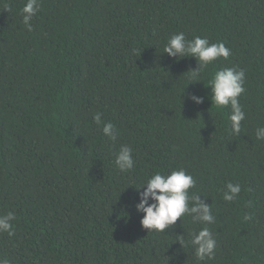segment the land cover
Returning <instances> with one entry per match:
<instances>
[{"label":"trees","instance_id":"1","mask_svg":"<svg viewBox=\"0 0 264 264\" xmlns=\"http://www.w3.org/2000/svg\"><path fill=\"white\" fill-rule=\"evenodd\" d=\"M26 2L0 0V215L16 216L13 234L0 232V258L264 264V140L256 139L264 127V0H39L31 31ZM181 31L222 41L231 55L192 82L196 59L163 53ZM232 66L246 74L239 135L230 106L212 104L208 85ZM106 122L114 141L102 133ZM121 145L132 148L128 172L114 163ZM181 167L196 180L189 193L201 194L215 216L211 260L198 262L190 243L205 225L184 215L149 231L135 208L136 187ZM228 182L241 185L231 202L223 199Z\"/></svg>","mask_w":264,"mask_h":264},{"label":"clouds","instance_id":"2","mask_svg":"<svg viewBox=\"0 0 264 264\" xmlns=\"http://www.w3.org/2000/svg\"><path fill=\"white\" fill-rule=\"evenodd\" d=\"M39 0H27L21 12L23 23L31 31L33 17L40 10ZM11 6L4 3V9L10 10ZM177 59L183 57H194L197 67L191 69L189 79L192 82L202 81L201 73L219 58L225 60L231 55V49L226 47L222 41L210 43L207 37L194 36L187 39L184 32H177L171 35L164 46V52ZM245 70L236 66L223 67L211 75L208 85L211 86V100L218 108L230 106L231 132L234 135L241 133V122L246 119V113L239 102V97L246 91ZM190 82V83H192ZM190 99L196 104L203 103L204 97L192 94ZM102 113H96L94 120L101 124ZM102 133L111 140H116L117 131L111 122L103 124ZM256 139L264 140V127L256 129ZM116 167L121 172H128L135 166L132 148L129 145H121L115 155ZM146 185V187H145ZM196 180L187 169L181 167L172 169L168 173L155 172L151 174L138 191V202L135 208L143 213L141 225L145 228L158 232L174 225L178 218L184 215L191 216L194 223L198 222L204 227L198 232L191 233L190 243L195 249V256L198 262L211 260L215 256L217 247L216 239L207 225L215 223V216L212 213L210 204L201 198V194H190L189 189L194 188ZM143 187V191L140 189ZM241 192L239 183L228 182L223 192V199L234 201ZM151 200V203L149 202ZM250 217H245L248 219ZM16 219L12 211L0 215V232L13 234L12 221ZM182 244V240H179ZM0 264H9L7 258H0Z\"/></svg>","mask_w":264,"mask_h":264}]
</instances>
